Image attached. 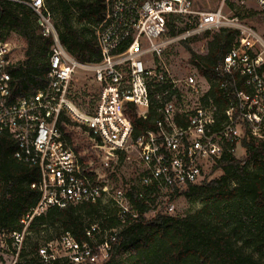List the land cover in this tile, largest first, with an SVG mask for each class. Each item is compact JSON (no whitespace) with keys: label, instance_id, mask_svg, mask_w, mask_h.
Returning <instances> with one entry per match:
<instances>
[{"label":"built area","instance_id":"obj_1","mask_svg":"<svg viewBox=\"0 0 264 264\" xmlns=\"http://www.w3.org/2000/svg\"><path fill=\"white\" fill-rule=\"evenodd\" d=\"M239 1L253 2L264 17V0L233 3ZM195 2L104 0V18L94 28L100 60L80 64L62 47L44 0H29L39 36L50 41L46 86L10 100L7 67L15 63L9 41L0 42V134L17 142L15 157L40 176L31 185L39 200L21 220L23 231L1 232L14 258L33 218L49 208L88 203L101 209V217L88 222V242L62 232L39 245L38 263L105 264L127 227L140 218L171 216L173 196L202 183L222 157L236 158L243 141L264 144V39L222 6L197 11ZM171 21L187 27L169 36ZM224 29L238 36L208 77L190 57L182 66L165 59L171 47L206 43ZM196 54L204 56L206 48ZM78 72L91 74L95 100L77 99ZM127 106L153 130L134 135ZM69 126L84 131L97 166L73 149ZM109 218L118 226L102 229Z\"/></svg>","mask_w":264,"mask_h":264},{"label":"trees","instance_id":"obj_2","mask_svg":"<svg viewBox=\"0 0 264 264\" xmlns=\"http://www.w3.org/2000/svg\"><path fill=\"white\" fill-rule=\"evenodd\" d=\"M27 3L29 0H0V42L14 35L23 44V60L7 67L12 101L29 97L47 84L50 41L39 36L35 16ZM52 3L48 6L45 3V7L52 21V13L58 15L59 25L57 28L54 22L53 25L68 55L80 64L98 63L94 28L104 18V0H52ZM73 20L81 25V30L73 26ZM186 27L182 22L176 26L171 21L168 35L174 36ZM237 36V32L226 29L214 34L205 43L204 56L197 55L187 44L183 47L190 62L197 67L202 65L205 68L202 73L208 77L211 66L222 59ZM127 108L134 135L153 130L136 118L132 107ZM62 121L71 125L65 117ZM242 148L243 159L227 155L212 167L213 171H222L221 178L189 186L173 196L174 200L195 191L210 195L197 211L183 217L140 218L121 233L105 264H264V144L243 141ZM17 150V142L11 136L0 134V232L5 234L21 233L24 228L21 220L39 200L38 191L31 188L39 182V172L18 160ZM229 182H233V188ZM100 211L97 205L82 203L64 209L49 208L33 218L25 230L18 264H39V244L30 241L31 236L36 238L57 230L58 235L69 232L78 243L88 242L85 236L88 222L100 218ZM140 212L144 210L140 208ZM117 226L118 222L109 218L100 227ZM120 250H127L123 259H117Z\"/></svg>","mask_w":264,"mask_h":264},{"label":"rangeland","instance_id":"obj_3","mask_svg":"<svg viewBox=\"0 0 264 264\" xmlns=\"http://www.w3.org/2000/svg\"><path fill=\"white\" fill-rule=\"evenodd\" d=\"M240 3H233V0H225L222 3L221 0H196L195 9L197 11H214L222 6V10L226 16L237 17L238 20L247 25L253 31L256 32L258 36L264 39V17L257 9L256 5L251 1H239ZM46 5L52 4V0H45ZM232 5L233 7H231ZM53 22L55 27L59 25V18L56 13H52ZM77 15L74 16V19ZM73 26L77 29L81 30V25L77 24L75 20H73ZM84 25V23H83ZM8 41L11 46V54L10 60L13 63H18L23 60V44L19 41L14 35H10ZM194 52L199 53L200 50L205 47V42H195L194 44L188 45ZM167 60H171L173 64L176 66H182V64L186 63V59L189 58V53L182 46H173L171 49L166 51ZM168 55V57H167ZM73 86H75L76 97L79 101L86 100L92 101L94 99V94L96 92L95 85L92 83L91 74L78 72V74L73 79ZM66 132H69V139L73 149L76 153L79 154L83 158L85 162H88V158L92 161L93 166H97L95 153L91 148L92 144L88 141L86 136L83 134L84 131L75 126H69L65 129ZM244 151L242 148H239L236 153L235 159H243ZM223 176L222 171L220 170H212L211 167L207 168L206 175L204 177L203 182H210L215 179H219ZM200 183V184H202ZM198 184V185H200ZM230 188L234 187L233 182H229ZM210 195L203 193L201 191H195L191 194L177 197L173 200L174 211L171 216H186L193 214L197 211L205 201V199L209 198ZM58 231L51 230L47 234H41L36 238H32L30 241L34 242L35 240L39 245L43 244L47 239H55L58 235ZM8 238L2 237V233L0 232V264H18L17 258L11 255L14 251L12 249L11 244L8 245ZM128 255L127 250H120L117 259H123Z\"/></svg>","mask_w":264,"mask_h":264}]
</instances>
